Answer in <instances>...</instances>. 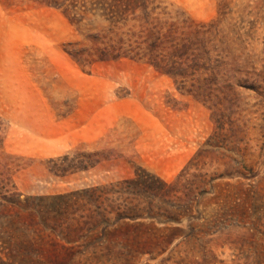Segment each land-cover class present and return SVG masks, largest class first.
<instances>
[{
  "label": "rangeland",
  "instance_id": "rangeland-1",
  "mask_svg": "<svg viewBox=\"0 0 264 264\" xmlns=\"http://www.w3.org/2000/svg\"><path fill=\"white\" fill-rule=\"evenodd\" d=\"M156 2L205 23L197 70L96 59L87 33L114 36L103 0H0V173L16 186H0V264H264V0ZM62 155L96 161L56 174ZM140 169L167 182L144 196L153 215L107 228L68 232L84 219L38 196Z\"/></svg>",
  "mask_w": 264,
  "mask_h": 264
},
{
  "label": "trees",
  "instance_id": "trees-1",
  "mask_svg": "<svg viewBox=\"0 0 264 264\" xmlns=\"http://www.w3.org/2000/svg\"><path fill=\"white\" fill-rule=\"evenodd\" d=\"M103 1H105L104 6L99 11L109 21L107 32L110 31L114 36L104 41L99 32L87 33L88 37L94 41L93 55L96 59L127 56L147 61L157 69L172 75L182 73L175 70L198 69L200 58L208 52V50H201L196 46L198 41H202L201 34L206 32L202 29L205 23L185 19L177 21L171 16L165 19L163 18L164 14L168 11L156 0ZM100 42L104 44L99 46ZM71 54L78 59L84 57L80 51H72ZM7 126L6 119L0 113V142L4 140L2 132L7 130ZM68 158L67 155L53 158L54 165H49V169L56 174H66L86 169L96 161L69 162ZM13 174L14 170L9 168L1 172L0 186L4 187L6 184H10L16 187ZM156 182L158 185H155ZM166 185L167 182L157 174L140 169L137 170L134 177L38 196L61 199V208H58L59 214L63 217L71 215L74 219L75 216H79L80 220L84 219V221L76 223L68 221L65 228L68 232H72L88 227L93 228L97 225L107 228L123 219L152 216L153 209L141 206L144 196L146 192L154 194L157 189ZM7 190H5L7 194H4V199L9 202L16 201L10 194L11 191ZM41 219L45 222L47 217L43 216Z\"/></svg>",
  "mask_w": 264,
  "mask_h": 264
}]
</instances>
